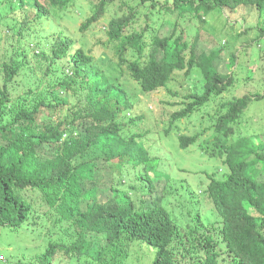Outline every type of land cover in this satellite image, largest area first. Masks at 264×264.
Masks as SVG:
<instances>
[{
	"label": "trees",
	"instance_id": "16d2710c",
	"mask_svg": "<svg viewBox=\"0 0 264 264\" xmlns=\"http://www.w3.org/2000/svg\"><path fill=\"white\" fill-rule=\"evenodd\" d=\"M77 1L0 0L7 9L0 24L33 47L32 60L26 63H19L15 54L10 60L0 56V72L5 74V81L0 76V234L16 237L34 222L36 211H46L55 213L54 228L74 240L70 245L61 244L63 239L54 241L58 243L37 255L38 264H54L60 255L80 264H125L132 252L141 253L144 247L156 251L153 264H191L196 258L200 264H264V133L249 128L244 134L243 126L250 104L261 100L256 83L262 84L257 77L264 75V52L251 53L250 33L264 35V0H90L92 14L80 32L110 16L105 32L114 58L97 59L70 37H60L51 55L34 52V47L43 48L45 24L48 34L64 35L50 26ZM241 5L258 8V28L248 25L238 32L224 22L229 58L217 68L224 50L219 45L210 57L199 51L196 27L217 9ZM140 6L144 10L139 11ZM163 10L175 17L174 22L167 20L172 33L165 37L155 19ZM52 62L58 63L56 74L51 73ZM63 62L70 75L62 73ZM36 70L45 72L42 82ZM20 73L22 95L17 96L13 79ZM130 80L143 92H166L170 97L164 101V112L155 113L157 138L176 135L178 149L205 153L223 163L218 172L208 174L204 193L216 213L211 226H219L218 239L215 234L202 235L207 227L198 208L182 222L158 203L138 210L114 183L117 172L130 164L129 169L142 168L145 184L149 181L157 193L150 176L157 159L151 158L145 143L155 133L146 128L141 133L140 119L128 116L134 108L127 88ZM42 83L49 94L41 89ZM237 84L250 94L236 98L229 90ZM63 93L72 99L86 96L85 102L74 106ZM59 108L60 116L53 122L50 114ZM183 121L190 123L185 133ZM128 126L134 129L131 136L124 134ZM101 157L105 161L99 174ZM175 184L186 188L183 182ZM187 199L186 204L195 202L193 194ZM84 257L90 261L83 262Z\"/></svg>",
	"mask_w": 264,
	"mask_h": 264
},
{
	"label": "rangeland",
	"instance_id": "374dc122",
	"mask_svg": "<svg viewBox=\"0 0 264 264\" xmlns=\"http://www.w3.org/2000/svg\"><path fill=\"white\" fill-rule=\"evenodd\" d=\"M40 1L42 3L44 2V0ZM134 6L137 7V5ZM145 6L149 7L151 5L149 4ZM145 6H140L137 9L139 11H142L144 10ZM89 10L90 0H79L76 2V4L71 5V7L66 12L61 13L58 23L51 24L50 30L56 31L59 29L64 35H60L58 33L51 34V32L49 34L47 33L48 39H42V43H44V45L42 46L43 48L39 51H44L46 52V54L51 55L50 51H48V47L53 48V45L56 43L57 38L70 37L71 39L76 41L78 47L85 46L88 50H91L92 55L97 59L103 55L114 58L113 54H111V52L109 51L110 49H113L114 46L108 41V37L105 32V25L108 23L110 16L107 15L100 23L93 25L86 32H80V29L85 25V21L92 14L89 12ZM5 12H7L5 4L0 3V19H3V17L5 16ZM9 12H12L11 7H9ZM32 12L33 11L31 10V15ZM163 14L164 10L163 13H157L155 19H157L159 23L157 25V29L162 24L160 35L165 37L172 33V26L167 24V20L174 22L175 17L168 16V14L166 13L164 14L165 16ZM257 16L258 12L255 8H240L234 13L228 10H224L219 13H210L208 16L209 19L206 20V23L202 24L201 28L196 27L199 33V37L201 36V44L198 47L199 51H203V53H205L209 57L212 52H216V50H219L220 47L218 46L221 45V48L224 50V52L221 54L222 60L219 61L218 59V63L216 62V65L217 68L218 66L219 68H221L220 64H223L224 60L226 65V62L229 58V50L226 49V47H228L229 42L226 38L224 22H228L231 26L236 27L238 32H240L241 30L244 31V28L247 27V25L254 22ZM55 21L57 22V20ZM183 24L187 25L188 22H183ZM44 28L48 29V24H45ZM153 33H155V31H153ZM193 34H195V30L193 31ZM210 34L213 36H210ZM52 35L54 36V39L49 44V40H51ZM254 35L255 32L250 33L251 38L254 37ZM242 39L243 38H241V40ZM190 41L193 40L190 39ZM253 50L257 53L264 52V48L254 47ZM32 51L33 47L21 41L17 36L15 30L13 32H8L7 27L0 24V56H2L4 59L10 60L11 57L15 54L19 63H26L29 60H32ZM240 56H245V54L240 51ZM52 63H54L55 65L52 66L51 73L56 74L53 71V68L56 67L58 63ZM63 64L65 72L62 73H67L70 75L71 71L67 67L66 62H63ZM37 67H39L38 63ZM35 74L37 80L41 81L45 72L36 70ZM197 75L201 76L202 73L199 72L197 73ZM0 76L3 77L2 81H5V74L3 72H0ZM22 76L23 74L20 73L13 79L15 85L14 88L18 90L17 96L22 95ZM177 77L179 80H183L182 74L177 75ZM56 79H58L57 76L54 79H51V82ZM258 80H261L262 84L256 83V91L259 93H263L264 75H258L257 81ZM25 82L26 85H28L30 83V80H25ZM191 83L192 81H190L188 84L191 86ZM237 86L238 88L240 87L238 84ZM238 88H231L229 91L234 92L235 96L236 94L243 95L247 91H242ZM41 89L44 90L46 94H49V88L46 86V84L42 83ZM62 95L64 98H70V101L73 102V99L70 95H67L65 93H63ZM37 96L38 95H34L33 97L36 98ZM169 98L170 97L167 96L166 92L158 93L155 96L154 93L140 96V102L143 106L142 114L144 115V117L138 123V126L141 133H143L144 128L151 131L152 133H155V136H152L151 140L149 141L145 140V143L147 144V148L149 149L150 154L154 157H157V165L160 166L158 169L161 170L160 173L164 177L162 179H152L156 184L155 189L157 190V193H154V191H152L151 186L149 185V181L147 184H145V182H141L143 187L139 190L137 198L136 191H132L130 189L129 191L131 192L132 198H136L135 204L138 210H140V207H145L148 209L154 203H158L164 206L173 218H176L181 222L184 220V217L188 215V213H192L194 209L198 208V210L202 213L204 224L207 227L206 230H203L202 235L214 236L215 234V238L218 239L219 226L216 225L215 230H212L211 226L217 220L216 213L211 207V201L204 195V193L209 184L208 174L218 172L220 168L223 167V163L213 161L211 158H208L205 153L198 154L195 152H184L183 150L178 149L174 141L176 135H173V138L169 137L168 140H160L159 138H157L155 131V119L158 116H156V114L161 115L164 112L165 105L161 102L164 100L169 101ZM25 99L26 98L24 97V100ZM50 100L51 99L49 98V101ZM153 100H156V102H154ZM150 105L153 110L150 108ZM61 108L52 112L50 114L51 117L55 119L59 118ZM173 109V107L168 108V110ZM248 111H251V114L247 115L244 121V134L247 133L249 128L256 129L260 134H263L264 119L262 118V114L264 115V113H260L264 111V100L260 102H252L248 108ZM40 122H44L43 117L41 118ZM187 127H190V123L187 121H183L181 124L182 133L186 132ZM131 128L132 127L126 129L124 133L126 135H132L134 133V129ZM138 142L140 144L143 143L140 139L138 140ZM166 168L169 169L171 173ZM179 182H183L186 188L175 184ZM166 184L169 185L168 188L164 186ZM130 186H134L138 189L139 183L134 179H127L126 189H128ZM163 190H165V193H162ZM176 190H178V193L176 192ZM189 194H193L195 196V202L193 204H186ZM33 197L35 198L34 195ZM33 218H35L34 222H31V225L27 224L23 228H21L16 237L13 235L0 234V257H3L6 260L4 264H38L37 255H39L41 251L46 250L49 245L58 243L54 241L63 239L64 241L61 244L67 245H70L73 242L74 238L70 237V234L65 230H59L56 227L54 228V212L48 213L46 211H36ZM155 255V250H148L146 247H144L141 253H137L136 251L132 252L130 257L128 256V258L126 259L125 264H153ZM82 261L87 263L90 261V259L88 257H84ZM200 261V259L196 258L192 261L191 264H200ZM54 264H80V262L67 258L63 259V257L60 255L55 258Z\"/></svg>",
	"mask_w": 264,
	"mask_h": 264
},
{
	"label": "clouds",
	"instance_id": "9594fccd",
	"mask_svg": "<svg viewBox=\"0 0 264 264\" xmlns=\"http://www.w3.org/2000/svg\"><path fill=\"white\" fill-rule=\"evenodd\" d=\"M240 8H255L256 10H257V12H258V16H257V18H256V20L254 21V22H252L251 24H249V25H253V26H255L256 28H258V24H259V22H260V19H259V10H258V8L257 7H253V6H245V5H241L239 8H237V9H235V10H232V9H230V8H225V9H217L216 11H213V12H211V13H219V12H222V11H224V10H228V11H231V12H236L237 10H239ZM210 14V13H209ZM209 14H207V16H206V18H205V23H206V20L207 19H209L208 18V16H209ZM218 20V19H217ZM85 23H86V21H85ZM204 24V23H203ZM248 26V25H247ZM261 27H263L264 28V25L262 24V26ZM43 29H44V33H43V35H41V37H40V39L42 40V39H44V40H47L48 39V34H47V31H46V29L43 27ZM54 36L52 35V38H51V40H49V44L53 41V38ZM59 38H57L56 39V43H57V40H58ZM252 40H253V42H254V44H253V46L254 47H258V48H264V35H262V36H259V34H258V36H256V35H254V37H252ZM55 43V44H56ZM53 45V48H49L48 47V51H50V54H52V53H54V49H56V45ZM254 47H253V49H254ZM42 48H40V49H38V48H35L34 47V52H36V53H39L40 51L39 50H41ZM251 50V53H257L256 51H254V50ZM44 50V49H43ZM44 52V51H43ZM210 57V56H209ZM67 74V73H66ZM146 82V81H145ZM258 84H261V83H258ZM127 88L129 89V96H130V99H131V101L132 102H134V108L128 113V116L129 117H133V118H139L140 120L137 122V124L143 119V117H144V115L142 114V103L140 102V96H143V95H146V94H148V93H146V92H143V91H141V89L139 88V86L133 81V80H130V82L128 83V85H127ZM238 89H240V90H242V91H244V90H247V89H245V88H243V87H239ZM162 93V92H161ZM156 94H158V93H154V96L156 95ZM247 94H250V92H248V90L246 91V93H244L243 95H237L236 94V98H242V97H244V96H246ZM260 94V97H261V100H259V101H254V102H260V101H263L264 100V92L263 93H259ZM85 97L86 96H80V97H78V98H76V99H73V104H74V106L75 105H77L78 103H80V101L81 102H85ZM118 97L120 98V95H118ZM256 100H258V98L256 99ZM154 102H156V100H153ZM164 101H166V100H164ZM164 101H162L161 103L162 104H164ZM73 106V107H74ZM150 108L153 110V108L151 107V105H150ZM57 119H52V121L54 122V121H56ZM130 127H133V126H128L126 129H128V128H130ZM125 129V130H126ZM83 132V131H82ZM125 132V131H124ZM125 134V133H124ZM133 135V134H132ZM128 136H131V135H128ZM138 140L139 139H137V142H138ZM63 142V141H62ZM150 156H151V158H155V159H157V157H154V156H152L151 154H150ZM105 161V159L104 158H102L101 157V160H100V167H99V174H101L103 171H102V169H101V165H102V163ZM129 167H130V164H127L126 166H125V168H121L118 172H117V174H116V176H115V179H114V183L115 182H117V185H118V188L122 191V193H124V194H126V195H128L132 200H134V203H135V201H136V198L138 197V193H139V190L143 187V185H142V183L141 182H144V175H142V168H138V170H133V169H129ZM160 166H158L157 165V169L156 170H154L153 172H151L150 173V176L152 177V178H154V179H162L164 176L160 173V169H158ZM161 168H165V167H161ZM129 169V170H128ZM167 169V168H166ZM128 170V174H124L126 171ZM168 171H169V169H167ZM170 172V171H169ZM132 173V174H131ZM171 173V172H170ZM124 174V175H123ZM133 176V177H132ZM154 176H156V178L154 177ZM127 179H134L136 182H138L139 183V187H138V189L136 188V187H134V186H130L128 189H126V182H127ZM166 179V178H165ZM171 179H172V174H171ZM129 189L130 190H132V191H136V198L135 199H133L132 198V196H131V192L129 191ZM6 262V260L3 258V257H0V264H4Z\"/></svg>",
	"mask_w": 264,
	"mask_h": 264
}]
</instances>
